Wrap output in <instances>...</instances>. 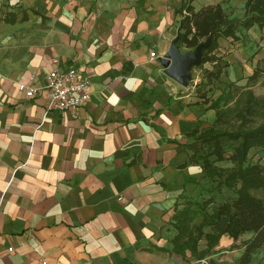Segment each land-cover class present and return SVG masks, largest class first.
<instances>
[{
  "label": "crops",
  "instance_id": "crops-1",
  "mask_svg": "<svg viewBox=\"0 0 264 264\" xmlns=\"http://www.w3.org/2000/svg\"><path fill=\"white\" fill-rule=\"evenodd\" d=\"M182 1L0 0V264H187L189 251L162 248L175 204L204 196L187 133L214 110L159 62ZM236 35L217 39L218 80L242 84L264 50ZM54 59L87 75L90 92L75 117L41 121L44 91L26 97L18 83L43 87Z\"/></svg>",
  "mask_w": 264,
  "mask_h": 264
},
{
  "label": "trees",
  "instance_id": "trees-1",
  "mask_svg": "<svg viewBox=\"0 0 264 264\" xmlns=\"http://www.w3.org/2000/svg\"><path fill=\"white\" fill-rule=\"evenodd\" d=\"M192 1L183 0L176 10L180 15L178 46L193 49L211 34L199 65L211 62L213 69H206L204 76L208 81L218 80L223 68L214 53L217 39L237 38L239 29L264 28V0H245L240 18L226 13L221 3L195 9ZM10 17L14 20L15 14L10 13ZM259 72H264V58L257 61L244 83L232 82L233 91L228 88L212 101L204 94L198 96L209 101L208 108L214 110V117L202 132L195 129L187 133L199 143V149L189 155L187 163L199 166L200 177L205 180L202 191L208 197L188 199L182 207L175 204L172 226L176 232L170 247L162 248L183 258L189 251L187 264H216L206 256L222 234L236 242L241 235L250 233L242 241L237 264H251L252 253L264 244V96L255 95L249 87L256 82ZM229 102L232 104L228 105ZM255 148L261 155L252 161L249 153ZM222 161L230 165L217 164ZM191 180L194 181L188 176L184 178V182ZM223 188L232 193L231 198L216 200L215 194ZM198 216L200 220L196 222ZM223 218L222 231L204 232L206 226L213 228ZM201 238L206 240L203 249L198 247Z\"/></svg>",
  "mask_w": 264,
  "mask_h": 264
},
{
  "label": "rangeland",
  "instance_id": "rangeland-1",
  "mask_svg": "<svg viewBox=\"0 0 264 264\" xmlns=\"http://www.w3.org/2000/svg\"><path fill=\"white\" fill-rule=\"evenodd\" d=\"M200 4L199 0H196V4ZM245 3V0H224L222 4L224 10L226 13H228L230 16L232 15H239V18L242 17L243 14V5ZM238 17V16H237ZM240 30V36L242 37V40H248L253 38L254 40H258V43H260V48H263L264 50V28H258L257 26H253L248 29H239ZM257 43V44H258ZM179 48L181 51H185V49L182 45H179ZM259 45H255V47H252L253 51L258 50ZM217 49L214 50L215 55H217ZM225 54V53H224ZM226 55V54H225ZM252 55L248 56V59H250ZM219 58V57H218ZM247 58L246 56L244 57ZM261 60V59H260ZM259 60V61H260ZM257 64V63H256ZM213 64L211 62H205L203 64L194 66L191 68V84L190 88L193 89L194 93L199 96L201 94H204L205 98L209 101L214 100L221 92L226 91L228 88H230V91H233L234 85L233 83L223 81L221 80H210L208 81L206 77L204 76L206 69H213ZM236 70V69H235ZM234 69H230L228 73H225L226 77L229 79H234L238 76H240L241 73H234ZM260 74L257 77V80L254 84L249 85L250 89L254 92L257 96H264V72H259ZM221 75L219 76V78ZM244 78V77H243ZM220 81V82H219ZM244 82V79L242 83ZM232 102H229L228 105H231ZM234 122V121H232ZM250 159L254 161L259 155H261V151L257 148L252 149L249 153ZM220 165H228L227 162L222 161L220 162ZM201 192L197 191V195H199ZM220 194H215L217 200H228L231 198L232 193L229 190H226L223 188L222 191L219 192ZM206 196L207 193H204ZM201 198V197H200ZM209 210V208H208ZM210 211V210H209ZM200 220V217L198 216L195 221L198 222ZM223 229V220H221L216 226L213 228L206 226L204 228V232H210V231H222ZM250 233H245L241 235L236 242H233L230 238L225 236V238H222V235L220 236L218 243L209 251L208 255L206 256V259H211L212 261H215L216 264H237L236 259L242 252V241L246 239ZM206 240L204 238H201L199 240V244L201 246L205 247ZM251 264H264V244L259 249L255 250L252 253L251 257Z\"/></svg>",
  "mask_w": 264,
  "mask_h": 264
},
{
  "label": "built area",
  "instance_id": "built-area-1",
  "mask_svg": "<svg viewBox=\"0 0 264 264\" xmlns=\"http://www.w3.org/2000/svg\"><path fill=\"white\" fill-rule=\"evenodd\" d=\"M150 55L153 56L154 52H151ZM55 64L56 60L54 59L43 87H34L24 82L18 83V89L26 97L35 95L39 90L44 91L47 103L41 121H43L46 112L50 110L68 112L75 117L77 109L86 102L90 92L87 75L80 73L75 67L58 68ZM8 250L11 251V248Z\"/></svg>",
  "mask_w": 264,
  "mask_h": 264
},
{
  "label": "water",
  "instance_id": "water-1",
  "mask_svg": "<svg viewBox=\"0 0 264 264\" xmlns=\"http://www.w3.org/2000/svg\"><path fill=\"white\" fill-rule=\"evenodd\" d=\"M212 39L210 34L193 49L181 51L178 46V34L170 41L166 53L159 57V62L165 68L166 74L184 87L190 88L191 68L199 65L203 49Z\"/></svg>",
  "mask_w": 264,
  "mask_h": 264
}]
</instances>
